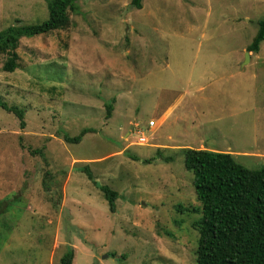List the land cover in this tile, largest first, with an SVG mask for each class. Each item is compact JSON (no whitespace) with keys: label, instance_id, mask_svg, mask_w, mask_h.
Listing matches in <instances>:
<instances>
[{"label":"rangeland","instance_id":"1","mask_svg":"<svg viewBox=\"0 0 264 264\" xmlns=\"http://www.w3.org/2000/svg\"><path fill=\"white\" fill-rule=\"evenodd\" d=\"M140 2L77 0L66 27L20 39L14 71L1 57L0 96L25 126L0 107V264H60L69 246L71 264H195L180 149L264 164V40L246 56L264 0ZM47 18V0H0V29Z\"/></svg>","mask_w":264,"mask_h":264},{"label":"trees","instance_id":"2","mask_svg":"<svg viewBox=\"0 0 264 264\" xmlns=\"http://www.w3.org/2000/svg\"><path fill=\"white\" fill-rule=\"evenodd\" d=\"M140 1L131 0V3L139 9ZM47 9L48 18L42 22L11 24L0 29V59L5 57L1 66L4 71H14L19 66L17 48L22 37L64 28L70 22L69 12H80L77 0H47ZM263 40L264 18L258 22L247 50L258 52ZM0 107L15 114L21 128L25 126L23 108L9 105L1 96ZM106 107V116L110 117L113 105L108 103ZM91 131L94 129L85 127L77 135L64 134L63 138L76 143ZM30 152L45 158L42 147ZM180 152L185 169L193 174L194 191L200 202L195 264H264V164L251 169L236 161L231 153L208 148L183 147ZM143 162L151 161L144 159ZM81 171L97 185L114 211L118 193L108 185H98L87 166ZM44 186L50 191V186ZM72 258L73 248L69 246L60 264H71Z\"/></svg>","mask_w":264,"mask_h":264},{"label":"built area","instance_id":"3","mask_svg":"<svg viewBox=\"0 0 264 264\" xmlns=\"http://www.w3.org/2000/svg\"><path fill=\"white\" fill-rule=\"evenodd\" d=\"M148 123H149V125H154V121L153 120H149ZM139 139H140V141H143V140H145V137L144 136H140Z\"/></svg>","mask_w":264,"mask_h":264},{"label":"crops","instance_id":"4","mask_svg":"<svg viewBox=\"0 0 264 264\" xmlns=\"http://www.w3.org/2000/svg\"><path fill=\"white\" fill-rule=\"evenodd\" d=\"M164 116H162L159 120H157V122H154V125H156L157 123H159L162 119H163Z\"/></svg>","mask_w":264,"mask_h":264},{"label":"water","instance_id":"5","mask_svg":"<svg viewBox=\"0 0 264 264\" xmlns=\"http://www.w3.org/2000/svg\"><path fill=\"white\" fill-rule=\"evenodd\" d=\"M248 55H249V51L246 52V56H247V57H248Z\"/></svg>","mask_w":264,"mask_h":264}]
</instances>
